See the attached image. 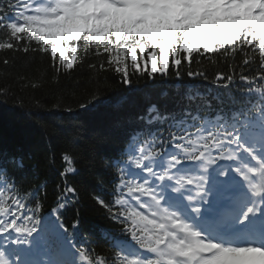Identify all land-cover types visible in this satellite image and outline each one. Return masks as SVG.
Segmentation results:
<instances>
[{
	"label": "snow or ice",
	"instance_id": "snow-or-ice-1",
	"mask_svg": "<svg viewBox=\"0 0 264 264\" xmlns=\"http://www.w3.org/2000/svg\"><path fill=\"white\" fill-rule=\"evenodd\" d=\"M0 51L47 59L53 83L77 62L98 85L108 73L131 85L157 73L209 80L216 69L211 100L188 88L178 112L150 105L119 156L100 158L111 200L88 195L120 234L102 228V251L62 211L82 202L69 179L76 157L61 153L45 215L46 182L25 188L23 157L0 155V264H264V0H0ZM2 63L7 74L12 61ZM99 102L97 87L78 107Z\"/></svg>",
	"mask_w": 264,
	"mask_h": 264
},
{
	"label": "trees",
	"instance_id": "trees-1",
	"mask_svg": "<svg viewBox=\"0 0 264 264\" xmlns=\"http://www.w3.org/2000/svg\"><path fill=\"white\" fill-rule=\"evenodd\" d=\"M4 58L12 61L7 74L2 63ZM184 63L186 65L187 62ZM219 69L228 71L224 65H220ZM170 71L174 72V69ZM215 71H208L209 80H192L187 76L177 80L174 75L160 78L158 73L155 78L133 75L131 85L119 83L118 77L108 73L109 79L98 85L87 66L77 62L72 70L53 83L47 59L34 57L32 53L0 51V86L10 88L7 97L0 96V155L23 157L24 169L17 173V179L25 177V188L46 182L48 199L43 209L45 215L54 200L55 186L61 183V153L69 152L76 157L75 166L79 174L70 175L69 179L80 190L82 202L78 207L70 205L62 211L67 226L71 228L72 221L79 219L81 236H91L90 246L102 251L107 246L102 228L113 230L117 236L120 234L116 231L118 226L106 218L103 210L88 195L111 200L108 184L100 185L96 180L97 176L106 181L111 179L109 171L101 167L100 158L119 156L124 150L127 133L139 127L136 115L142 114L150 105L155 104L161 111L178 112L185 104L182 97L188 88L198 89L211 100L216 90L209 81ZM18 75L25 76L29 81H40L42 86L35 89L22 87L16 81ZM236 84L238 86L240 82L237 80ZM97 87H100V102L95 107L90 106L89 110L79 109L78 103L88 100L89 94ZM124 98L126 102L122 103ZM55 104L61 106L53 109ZM212 104L214 108L220 106L215 100ZM67 106L72 107V113L64 110ZM224 107L227 110L228 106ZM41 124L47 126V134ZM77 133L79 136L73 143ZM51 154L56 159L55 164L50 166L47 158Z\"/></svg>",
	"mask_w": 264,
	"mask_h": 264
}]
</instances>
